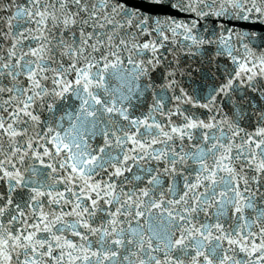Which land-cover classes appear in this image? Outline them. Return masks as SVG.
I'll use <instances>...</instances> for the list:
<instances>
[{
	"label": "snow or ice",
	"instance_id": "6c2138e0",
	"mask_svg": "<svg viewBox=\"0 0 264 264\" xmlns=\"http://www.w3.org/2000/svg\"><path fill=\"white\" fill-rule=\"evenodd\" d=\"M0 264H264V0H0Z\"/></svg>",
	"mask_w": 264,
	"mask_h": 264
}]
</instances>
